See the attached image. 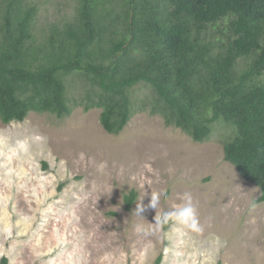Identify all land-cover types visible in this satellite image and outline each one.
<instances>
[{"label":"rangeland","instance_id":"rangeland-1","mask_svg":"<svg viewBox=\"0 0 264 264\" xmlns=\"http://www.w3.org/2000/svg\"><path fill=\"white\" fill-rule=\"evenodd\" d=\"M28 2L38 7L36 45L53 25L74 21L79 5ZM225 32L220 23L210 37L219 44ZM250 61L240 58L237 68ZM65 78L71 101L91 87L80 72ZM130 95L135 111L120 134L104 129L100 108L0 119V262L264 264L261 188L224 158L236 125L220 118L196 142L152 114L151 86L139 83ZM132 190L138 195L128 210Z\"/></svg>","mask_w":264,"mask_h":264},{"label":"trees","instance_id":"trees-1","mask_svg":"<svg viewBox=\"0 0 264 264\" xmlns=\"http://www.w3.org/2000/svg\"><path fill=\"white\" fill-rule=\"evenodd\" d=\"M78 1L75 20L53 25L37 45V5L0 1V119L100 108L104 129L120 134L135 111L130 89L146 83L156 94L152 114L196 142L220 118L236 125L224 158L261 188L255 202H264V0ZM220 23L228 33L218 44L210 30ZM243 57L251 61L239 70ZM74 72L91 87L71 101L65 77ZM137 195H125L126 209Z\"/></svg>","mask_w":264,"mask_h":264}]
</instances>
